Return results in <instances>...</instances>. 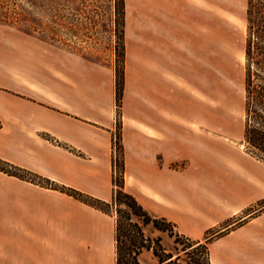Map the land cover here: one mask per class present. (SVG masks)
<instances>
[{"label": "crops", "instance_id": "0c3cea01", "mask_svg": "<svg viewBox=\"0 0 264 264\" xmlns=\"http://www.w3.org/2000/svg\"><path fill=\"white\" fill-rule=\"evenodd\" d=\"M209 3L125 0L120 121L114 73L60 48L0 50V158L111 201L119 121L127 192L195 242L223 232L211 264H264V162L215 114ZM116 260L114 216L0 171V264Z\"/></svg>", "mask_w": 264, "mask_h": 264}, {"label": "rangeland", "instance_id": "374dc122", "mask_svg": "<svg viewBox=\"0 0 264 264\" xmlns=\"http://www.w3.org/2000/svg\"><path fill=\"white\" fill-rule=\"evenodd\" d=\"M207 5L208 12L211 6L213 10L214 111L226 114L229 133L249 152L244 138L236 137L246 120L247 0H213ZM121 18L120 0H0V50L12 58L16 50L21 56H45L52 49L60 48L71 58L79 57L87 65H97L114 73L116 80ZM10 63L13 66V60ZM117 115L120 121L121 109L117 108ZM119 121L114 144L116 180H120L124 160ZM112 212L115 213V207ZM146 233L152 238L161 237L163 246L176 253L175 238L168 233L155 231L151 225L146 227ZM196 257L202 258V252ZM139 260L142 264H159L152 251L143 252Z\"/></svg>", "mask_w": 264, "mask_h": 264}, {"label": "trees", "instance_id": "16d2710c", "mask_svg": "<svg viewBox=\"0 0 264 264\" xmlns=\"http://www.w3.org/2000/svg\"><path fill=\"white\" fill-rule=\"evenodd\" d=\"M122 8V31L120 64L116 72L117 108H122L125 88V0H120ZM247 29L245 39V132L244 141L250 154L264 161V0H247ZM0 171L32 182L34 184L67 193L88 206L115 217L116 222V264H142L139 256L152 251L159 264H211L208 244L223 234L207 238L205 242H195L180 234L176 225L163 217L151 215L131 193L125 190V165H121L120 180L114 178L115 191L111 201L101 200L90 194L59 185L34 172L15 166L0 158ZM115 207V213L112 209ZM168 233L175 238L176 253L168 251L162 238L147 235L146 227ZM181 246V247H180ZM202 252L203 257L196 255Z\"/></svg>", "mask_w": 264, "mask_h": 264}]
</instances>
